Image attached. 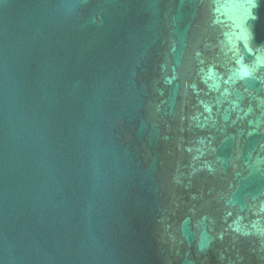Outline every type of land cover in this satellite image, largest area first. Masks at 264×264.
Returning a JSON list of instances; mask_svg holds the SVG:
<instances>
[{
    "label": "water",
    "instance_id": "1",
    "mask_svg": "<svg viewBox=\"0 0 264 264\" xmlns=\"http://www.w3.org/2000/svg\"><path fill=\"white\" fill-rule=\"evenodd\" d=\"M0 264H264V0H0Z\"/></svg>",
    "mask_w": 264,
    "mask_h": 264
}]
</instances>
